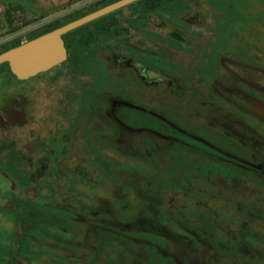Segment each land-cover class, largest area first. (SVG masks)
Returning a JSON list of instances; mask_svg holds the SVG:
<instances>
[{
    "label": "rangeland",
    "instance_id": "1",
    "mask_svg": "<svg viewBox=\"0 0 264 264\" xmlns=\"http://www.w3.org/2000/svg\"><path fill=\"white\" fill-rule=\"evenodd\" d=\"M114 1L83 0L71 8L69 0H0V53ZM105 21L115 26L98 30ZM156 23L166 31L155 33ZM170 29L180 38L169 36ZM133 31L160 49L158 57L146 54L145 64L153 63L155 71L157 60L160 73L175 82L166 94L178 109L194 117L197 104L207 102L256 134V149L264 144V0H139L124 6L66 35L67 62L25 81L0 66V264H138L139 251L147 264H190L158 254L155 248L170 249L160 236L97 220L128 218L147 194L158 205L168 192L176 197L184 190L161 188L153 182L159 172L138 174L129 159L122 166L124 159L112 156L104 141L109 135L96 128L106 123L103 106L119 94L156 105L154 90L145 86L139 94L132 69L116 63L117 55L133 54L121 46L125 32ZM177 159L171 167L178 175L190 172L191 164ZM151 174V184H137Z\"/></svg>",
    "mask_w": 264,
    "mask_h": 264
},
{
    "label": "flooded vegetation",
    "instance_id": "2",
    "mask_svg": "<svg viewBox=\"0 0 264 264\" xmlns=\"http://www.w3.org/2000/svg\"><path fill=\"white\" fill-rule=\"evenodd\" d=\"M71 1L68 7L72 8L83 0L73 6ZM118 10L97 19L109 17ZM113 22L109 24L105 21L103 26L101 24L97 28H111L115 26ZM154 26L155 33L166 31L157 23ZM174 31L170 29L168 35L180 38ZM133 32H125L128 35L127 43L121 45L133 54L117 55L116 63H125L127 68L132 69L137 79L134 86L138 87L139 94L143 93L145 86L154 90L151 99L157 106L150 107L119 94L120 98H116V102L103 106L101 116H104L106 123L97 122L96 128L101 127L102 134L109 135L104 141L113 153L112 156L124 159L122 166L127 165L129 159L137 165L133 167L136 171L138 169L136 173L154 169L161 174L158 175L160 180L153 181L154 174H151L149 180L141 178L137 184L140 182L148 185L151 180L160 183L161 188L165 185H182L185 191L176 197H172L171 191L168 192L166 201L158 205H153L147 194L138 212H132L128 218L111 216L106 220H97L112 222L115 227L122 229L160 236L170 249L168 252L158 248L155 250L168 261L180 259L190 264H264V144L259 146L261 149H256V134L240 121L230 119L212 108L207 102L197 104L194 117L178 109L181 106L178 107L170 95L166 94L168 89L175 86V82L168 75L160 73L157 60H154L155 71L151 68L153 63L148 66L145 64L146 54L158 57L160 49L152 40L144 39L140 31ZM153 34L150 33L151 36ZM64 36L66 62L69 49ZM159 83H163L164 87L156 91ZM199 114L206 121L197 118ZM178 156L192 166L190 172L182 173L183 176H179V172L171 167L179 163ZM233 170H237V173ZM239 170L243 172L242 179L238 176ZM253 178H256L255 182ZM255 202L257 204L254 205ZM253 210L259 212V215L254 217ZM175 212L182 217H176ZM226 217L241 218V221L231 225L224 219ZM139 256L137 263L147 264V258L140 251Z\"/></svg>",
    "mask_w": 264,
    "mask_h": 264
},
{
    "label": "water",
    "instance_id": "3",
    "mask_svg": "<svg viewBox=\"0 0 264 264\" xmlns=\"http://www.w3.org/2000/svg\"><path fill=\"white\" fill-rule=\"evenodd\" d=\"M138 0H118L36 38L0 53L17 81H25L62 64L67 59L63 36L76 28Z\"/></svg>",
    "mask_w": 264,
    "mask_h": 264
},
{
    "label": "trees",
    "instance_id": "4",
    "mask_svg": "<svg viewBox=\"0 0 264 264\" xmlns=\"http://www.w3.org/2000/svg\"><path fill=\"white\" fill-rule=\"evenodd\" d=\"M150 18V17H149ZM62 26V25H61ZM57 27H59V26H57ZM57 27H55V28H57ZM55 28H53V29H55ZM53 29H49V30H47V31H44L43 33H40V34H38V35H35L34 37H31V38H29L28 40H31V39H33V38H36V37H38V36H40V35H42V34H44V33H46V32H49V31H51V30H53ZM72 32V31H71ZM71 32H69V33H71ZM69 33H67L66 35H68ZM65 35V36H66ZM64 36V37H65ZM20 43H17L16 45H14L13 47H16V46H18ZM12 47V48H13ZM69 51V50H68ZM153 55H156V54H153ZM67 62V61H66ZM0 66H5L6 67V70H7V73H8V75L11 77V78H13V79H15L14 78V76L9 72V69H8V66H7V64L5 63V64H1ZM16 80V79H15ZM17 81V80H16Z\"/></svg>",
    "mask_w": 264,
    "mask_h": 264
}]
</instances>
